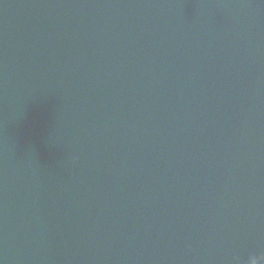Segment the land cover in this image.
Here are the masks:
<instances>
[{
    "label": "water",
    "instance_id": "obj_1",
    "mask_svg": "<svg viewBox=\"0 0 264 264\" xmlns=\"http://www.w3.org/2000/svg\"><path fill=\"white\" fill-rule=\"evenodd\" d=\"M253 255L264 0H0V264Z\"/></svg>",
    "mask_w": 264,
    "mask_h": 264
},
{
    "label": "clouds",
    "instance_id": "obj_2",
    "mask_svg": "<svg viewBox=\"0 0 264 264\" xmlns=\"http://www.w3.org/2000/svg\"><path fill=\"white\" fill-rule=\"evenodd\" d=\"M264 260V257H257V256H250L247 264H257V261H259V264H261V261Z\"/></svg>",
    "mask_w": 264,
    "mask_h": 264
}]
</instances>
